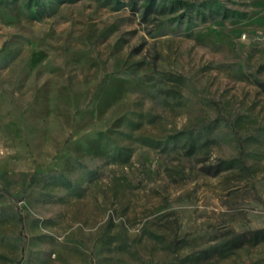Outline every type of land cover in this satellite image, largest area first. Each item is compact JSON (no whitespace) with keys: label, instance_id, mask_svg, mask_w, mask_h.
Segmentation results:
<instances>
[{"label":"rangeland","instance_id":"obj_1","mask_svg":"<svg viewBox=\"0 0 264 264\" xmlns=\"http://www.w3.org/2000/svg\"><path fill=\"white\" fill-rule=\"evenodd\" d=\"M0 264H264V0H0Z\"/></svg>","mask_w":264,"mask_h":264},{"label":"trees","instance_id":"obj_2","mask_svg":"<svg viewBox=\"0 0 264 264\" xmlns=\"http://www.w3.org/2000/svg\"><path fill=\"white\" fill-rule=\"evenodd\" d=\"M129 125H132V122L129 121ZM111 146L108 147V160L112 162L126 164L130 157L131 151L129 145H123L121 142L125 141H134L133 136H113L109 138Z\"/></svg>","mask_w":264,"mask_h":264}]
</instances>
